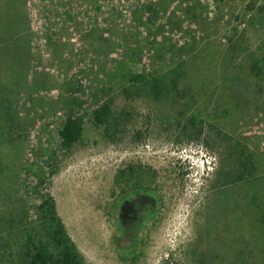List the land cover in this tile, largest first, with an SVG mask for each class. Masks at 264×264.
I'll return each mask as SVG.
<instances>
[{
    "label": "rangeland",
    "instance_id": "374dc122",
    "mask_svg": "<svg viewBox=\"0 0 264 264\" xmlns=\"http://www.w3.org/2000/svg\"><path fill=\"white\" fill-rule=\"evenodd\" d=\"M175 61L186 96L149 93ZM104 103L129 114L118 138ZM46 196L87 264H264V0H0V264H23Z\"/></svg>",
    "mask_w": 264,
    "mask_h": 264
},
{
    "label": "trees",
    "instance_id": "16d2710c",
    "mask_svg": "<svg viewBox=\"0 0 264 264\" xmlns=\"http://www.w3.org/2000/svg\"><path fill=\"white\" fill-rule=\"evenodd\" d=\"M183 52V50H179ZM182 56V55H181ZM180 56V57H181ZM181 62V63H180ZM175 61V66L167 73L165 78H145L143 75L133 76L130 71H124V77L129 80H144L146 89L157 98L169 97L170 95L183 98L186 93L180 90V83L186 79V73L183 71L184 62ZM253 74L259 75L261 71L260 63L253 65ZM95 125L102 128L106 135L118 138L123 132V122L129 116L127 112L115 115L111 107L104 103L92 113ZM196 115L189 119V123L195 126ZM84 118L74 115L71 110L66 119L63 130L60 133L61 147L65 152H71L74 146L81 140L84 131ZM200 135V134H199ZM242 165L247 169L250 166V158L243 151L238 152ZM249 164V165H248ZM40 220L38 230L28 227L24 228L23 245L26 253L23 255V264H87L83 256L78 251L75 243L69 236L67 229L59 217L56 204L52 197L46 196L39 206ZM19 217V215H18ZM12 223H19L20 219L16 216L11 219ZM4 232L9 230L3 229ZM12 231H9V233Z\"/></svg>",
    "mask_w": 264,
    "mask_h": 264
},
{
    "label": "flooded vegetation",
    "instance_id": "af4514ba",
    "mask_svg": "<svg viewBox=\"0 0 264 264\" xmlns=\"http://www.w3.org/2000/svg\"><path fill=\"white\" fill-rule=\"evenodd\" d=\"M148 199H135L133 202H126L121 207L120 219L127 226L128 233L125 239H130L136 226L140 225L146 218Z\"/></svg>",
    "mask_w": 264,
    "mask_h": 264
}]
</instances>
